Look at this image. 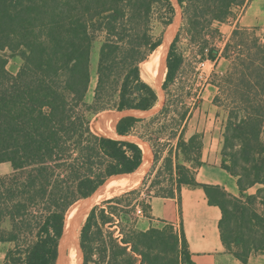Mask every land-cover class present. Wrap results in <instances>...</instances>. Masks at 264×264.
I'll return each mask as SVG.
<instances>
[{
  "label": "trees",
  "instance_id": "16d2710c",
  "mask_svg": "<svg viewBox=\"0 0 264 264\" xmlns=\"http://www.w3.org/2000/svg\"><path fill=\"white\" fill-rule=\"evenodd\" d=\"M251 1L178 0L182 25L167 55L165 89L184 63L181 37L206 45L207 37L222 36L216 22L228 21ZM174 14L172 0H0V164L9 162L13 168L10 175L0 176V243H15L4 264H56L70 207L110 177L133 173L142 165L140 144L94 133L89 115L113 107L150 110L156 105L157 91L142 77L140 65L163 41L154 22L167 27ZM256 30H233L223 56L228 58L231 51L238 55L231 71L216 83L220 90L222 82L233 86L222 151L228 159L221 167L236 178L239 196L222 185L198 182L179 163L176 187L156 195L181 201L184 185L203 188L209 203L222 212L223 244L244 264L258 240L247 236L243 220L232 224L233 216L244 217L249 202L264 201V43ZM100 35L104 40L90 104L92 52ZM6 50L23 60L17 74L7 68ZM218 53L203 46L204 58L216 60ZM115 94L118 100L112 103ZM141 121L121 118L117 134H132ZM168 170L173 174L171 159ZM255 185H261L257 193L248 194ZM138 193L105 200L91 210L80 234L83 264H194L182 227L177 232L166 222L164 228L146 231L121 228L124 211L117 205ZM249 215L252 227L264 220L257 212Z\"/></svg>",
  "mask_w": 264,
  "mask_h": 264
},
{
  "label": "rangeland",
  "instance_id": "374dc122",
  "mask_svg": "<svg viewBox=\"0 0 264 264\" xmlns=\"http://www.w3.org/2000/svg\"><path fill=\"white\" fill-rule=\"evenodd\" d=\"M173 3L175 6V14L171 24L164 27L161 23L157 21L154 22L156 33L158 35L162 34V42H164L165 35L169 27L178 22L177 29L170 41L169 47L174 42L181 28L183 16V9L178 0H174ZM245 8L236 10V14L232 18H236L237 15H240ZM230 36L223 37L214 35L207 37L208 43H206V45H204V43L200 44L197 41H190L186 36H182L178 47L181 52L184 53V63L178 72L175 82L170 84L166 89L164 88V84L166 82L168 72L167 61L165 63L166 67L163 73L164 76H162L161 79L159 90L150 82L148 74L142 67L143 63L150 60L153 54H151L146 61L141 63L140 68L142 77L155 88L158 94V102L152 109L137 112L128 111V109H126L127 111H118L113 107L105 110L100 109L97 112L90 113L89 118L91 120L92 131L96 134L112 138H119L117 137L119 135L117 134L116 127L115 132L107 133L104 128L106 123L116 120L117 125L121 117L131 114L137 118L143 119V121L137 124L134 132L129 135L131 139H134L139 143L143 142L148 144L151 150V163L147 171L144 172V175H142V180L137 183V186L133 189L121 192L113 197L103 199L93 204H101L105 200L121 197L124 194L137 190L139 192L137 195L129 196L127 200L117 205L124 211L119 224L124 231L135 229L146 231V229L149 230L150 228L166 227L167 224L164 221H157L154 224L156 227H152L150 225V202L153 197H158L156 195L163 194L176 187L175 178L177 175L176 166L178 163L188 167L190 169V174H194L196 177L198 173L197 169L200 170L204 164H209V166L212 165V162H210L209 159L211 160V156H214L215 154V156H220V162L218 165L213 164L214 167L217 169H223L221 167L222 161L224 159H228L222 156V151L225 126L230 108L233 107V96L230 94L233 86L229 83L222 82L223 89L220 90L218 84L216 83H218V81L220 82L221 77L231 71L234 62L236 61V56L238 55V52L231 51L229 52L228 58L223 56L225 44L229 41ZM103 40V35H100L95 41L92 52V80L86 98L90 104L94 103L95 89L98 80L97 65L99 50ZM203 46L219 50L216 60H212L214 61L213 65L210 63L206 64V66L201 65V62L207 59V57H202ZM4 53L8 58V70L13 74H17L23 63L22 58L9 50H6ZM219 95L221 98L219 101H216V97ZM110 99H112V103H114L118 100V95H112ZM164 108L166 111L162 112ZM185 113L187 114L186 119H182V115ZM99 120L100 124H97ZM207 135H211L213 138H218V140L215 141L214 145L212 141V145L209 146V158L207 162L204 163L202 162V155L203 151L206 149L204 139ZM237 140L238 139L235 141ZM170 159L172 160L174 168L173 174L168 170V163H170ZM12 172L13 168L9 162L0 164V176H7ZM111 179L112 178L110 177L103 186L108 184ZM234 179L236 180V178ZM260 187L261 185H255L249 188L247 193L255 195ZM237 195L239 196V194ZM83 200H79L73 205V207L71 206L72 208L70 207L71 209L68 210L66 217V233H68L70 228H73V232H71L72 236L67 235V237L70 239L73 237L74 241L76 239V243L72 245H64L60 252L61 256H58L56 264H70L73 249H76L81 253V264L84 263L83 252L79 249L80 234L86 222V217L93 205L86 208V211L77 226V230L75 226L72 227L71 225L76 213L80 209V206L83 205ZM247 206L248 211L245 216L243 217V214H239L238 217L234 215L232 224L237 226V222L243 220L242 223L247 227V236L251 240H258V242H256L258 248L257 250L252 251L251 256L264 254V220L260 221V224L254 227H252L249 223V214L251 211L259 213L264 218V201L261 198H258L251 203L249 202ZM143 209H146L148 214H146ZM4 225L8 229L11 228L8 220L4 223ZM176 225H178V223ZM180 229L181 228L179 226L175 227L177 232H179ZM23 243L25 244V241ZM251 243L254 242L252 241ZM14 247L15 243L13 242L0 243V264L5 263L7 252ZM237 249L238 248L236 246H233V251H236Z\"/></svg>",
  "mask_w": 264,
  "mask_h": 264
},
{
  "label": "crops",
  "instance_id": "0c3cea01",
  "mask_svg": "<svg viewBox=\"0 0 264 264\" xmlns=\"http://www.w3.org/2000/svg\"><path fill=\"white\" fill-rule=\"evenodd\" d=\"M237 26L257 28L256 33L261 37L264 34V0H252L236 18L215 23V27L220 30L223 37H229ZM217 140L218 138H213L211 135L206 136L204 139L206 149L203 151L202 162H207L209 146L212 145V141L214 145ZM209 161L212 165L204 164L200 170L197 169V181L219 184L228 192L239 194L233 176L223 169L214 167L213 164H219L220 156L214 154ZM150 203V225L156 227L154 224L157 221H164L172 223L175 227H182L194 264H244L229 253L223 244L219 227L222 212L218 206L209 203L203 188L184 185L181 201L177 197H153ZM247 264H264V254L251 256Z\"/></svg>",
  "mask_w": 264,
  "mask_h": 264
},
{
  "label": "bare ground",
  "instance_id": "6f19581e",
  "mask_svg": "<svg viewBox=\"0 0 264 264\" xmlns=\"http://www.w3.org/2000/svg\"><path fill=\"white\" fill-rule=\"evenodd\" d=\"M177 23L169 27L165 35L164 43L160 45L156 49V51H154L151 59L147 60L142 65L144 71H146V73L149 76L148 79L154 86L158 88V90L160 89V83H161L162 76H164L163 73L166 67L165 63H166L168 47L177 29ZM115 125H116V120L110 121L104 125V128L106 129L107 133H112V132H115V127H116ZM139 144L144 149V153H145L142 166L138 170H136V172L134 173L112 178L108 182V184L105 185L104 190H101L100 192L96 193V196H94V199H92L93 201L90 204L91 206L94 203L99 202L103 199L113 197L114 195H117L121 192L135 188L137 186V183H139L142 180V177H143L142 175H144V172L147 171L151 163L150 162V156H151L150 151L151 150L148 144L143 143V142H140ZM66 229H67V226H66ZM70 264H81V253L76 249H73L72 251Z\"/></svg>",
  "mask_w": 264,
  "mask_h": 264
},
{
  "label": "water",
  "instance_id": "95a60500",
  "mask_svg": "<svg viewBox=\"0 0 264 264\" xmlns=\"http://www.w3.org/2000/svg\"><path fill=\"white\" fill-rule=\"evenodd\" d=\"M164 42H162V44H163ZM161 44V45H162ZM170 45V44H169ZM169 49H170V47H168V51H169ZM154 53V52H153ZM152 53V54H153ZM166 61H167V57H166ZM127 111V110H126ZM128 111H137V112H140V111H147V110H138V109H128ZM125 116H133L132 114L131 115H125ZM125 116H123V117H125ZM123 117H121V118H123ZM100 124V120L97 122V124ZM95 128H96V126H95ZM131 135V134H130ZM119 138L120 139H122V140H130V141H133V142H136V143H138L139 144V142L138 141H135V140H133V139H131V138H129V135H126V136H120L119 135ZM134 173V172H133ZM131 174V173H130ZM124 175H127V174H124ZM120 176H123V175H117V176H112L111 178H116V177H120ZM104 185V184H103ZM100 186L97 190H96V192H94L92 195H90L89 197H87V198H84V200L83 199H81V200H83V205H81L80 206V209L78 210V212L76 213V216H75V218H74V220L72 221V223H71V225H72V227L73 226H75V228H76V230H77V226H78V224H79V222H80V219H81V217L84 215V213H85V211H86V208L91 204V202L93 201L92 199H94V196H96V193H98V192H100L101 190H104L105 189V186ZM96 205H99V204H96ZM96 205H93L92 206V208H91V210L96 206ZM72 207H73V205H72ZM71 207V208H72ZM70 208V209H71ZM91 210H90V212H91ZM90 212L88 213V215H87V217L89 216V214H90ZM87 217H86V219H87ZM66 227V226H65ZM71 232H73V228H70L69 229V231H68V233H66V229H64V233H63V235H62V238H61V242H60V246H59V255H60V252H61V249L64 247V245L65 244H68V245H72V244H74V243H76V239H75V241H74V239H73V237L70 239V238H68L67 237V235H71ZM76 234H77V231H76ZM72 236V235H71ZM77 238V237H76ZM79 249H81V245H80V248ZM58 255V256H59ZM61 256V255H60Z\"/></svg>",
  "mask_w": 264,
  "mask_h": 264
},
{
  "label": "built area",
  "instance_id": "2783aa9c",
  "mask_svg": "<svg viewBox=\"0 0 264 264\" xmlns=\"http://www.w3.org/2000/svg\"><path fill=\"white\" fill-rule=\"evenodd\" d=\"M260 39H261V41L264 43V34L260 37ZM208 52V49H206V53ZM208 63H210V64H214V61H212L210 58H208V56H207V59H205L204 61H202L201 62V65H203V66H206V64H208Z\"/></svg>",
  "mask_w": 264,
  "mask_h": 264
}]
</instances>
